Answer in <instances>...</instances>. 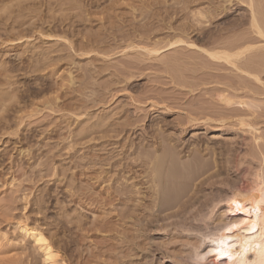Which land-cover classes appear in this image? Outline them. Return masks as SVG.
I'll list each match as a JSON object with an SVG mask.
<instances>
[{"label":"rangeland","instance_id":"rangeland-1","mask_svg":"<svg viewBox=\"0 0 264 264\" xmlns=\"http://www.w3.org/2000/svg\"><path fill=\"white\" fill-rule=\"evenodd\" d=\"M262 2L0 0V100L7 104L0 112V264H42L40 254L14 229L20 221L42 226L66 264H126L129 253L132 264H143L146 258L152 260L149 264H160L152 247L186 250V233L173 227L167 233L147 234L148 240L143 237L146 246L151 242L143 253L137 248L132 252L125 243L132 235L140 242L144 233L117 216L128 214V204L119 202L127 195L125 167L145 138L146 143L160 139L177 143L181 151L213 154L217 162L228 154L246 157L253 167L262 168L263 177L264 67L256 66L258 74L245 68L258 76V83L240 66L249 56L264 57V40L248 25L250 10L257 7L261 11L256 13L263 15L258 21L264 23ZM197 19L201 24L196 25ZM236 37H243L238 40L241 47H252L235 62L242 72L187 46L221 50V43L225 46ZM175 41L184 43L167 46ZM260 46L263 50L257 49ZM152 48L160 52L149 54ZM224 94L233 99L231 104L220 103ZM253 134L260 135L258 143ZM137 152L139 159L146 150L138 152L141 156ZM221 172L224 175L223 167ZM239 178L233 168L230 183ZM222 189L211 186L207 193L218 195ZM193 222L183 225L205 229Z\"/></svg>","mask_w":264,"mask_h":264},{"label":"bare ground","instance_id":"bare-ground-1","mask_svg":"<svg viewBox=\"0 0 264 264\" xmlns=\"http://www.w3.org/2000/svg\"><path fill=\"white\" fill-rule=\"evenodd\" d=\"M248 1L252 2V0H248ZM21 3H22V1H21ZM262 3H264V2H262ZM16 4H17V2H16ZM249 4H250V2H249ZM36 6H37V4H36ZM248 7L250 8L251 6L249 5ZM254 7L255 6H253L252 8H254ZM7 9H8V7H7ZM35 9H37V8H35ZM23 10H24V8H23ZM258 10H260V9H258V7H257L256 11H258ZM25 11H27V10H25ZM34 11H32V12L34 13ZM256 11H254L253 9L250 10V14H249L250 20L248 18V20H249L248 25L252 29V33L254 32L257 35L256 38L260 37L261 39L264 40V25H263L264 23L262 20L263 24L261 25V23L258 21V19L263 15H261L259 17V14H257ZM17 12H21V11H17ZM263 12H264V9H263ZM4 13H5V11H4ZM11 13H13V12H11ZM23 14H24V11H23ZM199 14H197V15H199ZM200 15L199 16L201 19L205 17L202 14H200ZM14 16H16V15H14ZM257 16L259 18H257ZM21 18L22 17L19 18L17 16L16 19L20 20ZM29 18H30V16H29ZM7 19H8V16H7L6 20ZM201 19H200V22H201ZM218 19H220V17ZM0 20H2V19H0ZM51 20H54V19H51ZM197 20H198V23L196 22L197 23L196 25L201 24L199 22V19H197ZM33 21H35V20H33ZM17 22H18V20H17ZM26 23H28V22H26ZM26 26H27V24H26ZM239 30H240V28H239ZM246 33H248V32H246ZM210 35H208V37ZM214 36H212V37L214 38ZM21 37L18 36L19 39H22L24 36L22 38ZM218 38H220V37H218ZM246 38H247V36L245 37V39ZM23 39H25V38H23ZM233 39H231V40L233 41ZM241 39H243V37ZM241 39L237 38V39H235L237 41L230 42V44H227L225 46L222 45L221 42H218L219 44L215 43V44H218V46L221 43V46H223V47L219 46L220 48H222L221 50H215V49L213 50V46H212V48L211 47H209V48L212 49L213 51L212 50L209 51L208 50L209 48L208 49H206V48L202 49V47L198 48V46H195L193 43H189V44L187 43V46H190L191 48L196 47V49H200L201 52L203 54H205L207 56V58H210L211 61H213V60L214 61H221V62H224L228 65L230 64V66L232 65V66H234V68L236 67V69L239 70L238 67L236 66L237 64L235 62H237L238 59H242V57L247 52H249L250 50L252 51V47L246 46L248 41L245 45L246 47H241L242 42L238 41ZM247 40H248V38H247ZM213 41H214V39H213ZM177 43H184V41H175L174 43H170L167 46L173 47ZM215 44H214V46H215ZM220 48H218V49H220ZM260 48H262V47L260 46L257 49H260ZM262 50H263V48H262ZM148 52H149V54H152V55L155 54L156 55V53H159L160 51H159V49H153L152 48ZM18 57H20V56H18ZM48 60H49V58H48ZM48 62H50V61H48ZM33 66H35V65H33ZM33 66H32V68H33ZM240 66L243 67L244 70H245V68L248 70L250 68L254 70V69H256V66H258V68L259 67L261 68V66L264 67V57L260 58L259 55H254V56L252 55L251 57L249 56V58L245 59V63H243V64L240 63ZM241 70L244 71L242 68H241ZM241 70H239V71L242 72ZM248 70H245V72L246 71L249 72ZM254 71L257 72L256 74H258L261 70H257V71L254 70ZM31 72H34V71H31ZM247 72H246V75L252 76L253 79L255 81H258V83H259L260 80L256 74L250 75ZM72 80H73L72 76L70 78H68V84L69 85L73 84ZM42 84L43 83L41 81V87L44 86V84L43 85ZM78 87H80V86H78ZM252 89H253V87H252ZM255 91H254V93H255ZM245 94H248V93H245ZM22 95L25 96L24 93ZM221 96L222 95L217 96L218 97L217 100H219V98ZM17 97H18V95H17ZM227 97H228V95H227ZM221 98L220 99L222 101L220 100V103L223 102L226 105H228V104H231L230 103L231 100L233 102V99L231 98V100H229L230 98L229 97L226 98L225 94ZM54 99L56 100L57 97H55ZM3 101L4 100H0V112H1V110H4V107L7 106V104H6V106L3 104ZM17 102H18V100H17ZM46 102L48 103L49 101H46ZM225 104H222V105L224 106ZM234 104L235 103H233V105ZM232 107H234V106H232ZM241 107H239V108H241ZM229 108H230V106H229ZM235 109H236V107H235ZM78 110H82V109L80 108ZM81 112H83V111H81ZM78 116L80 117V115H78ZM82 116H84V115H82ZM251 118H253V117H251ZM251 124H249V125H251ZM82 126H84V124ZM85 128H86V126H85ZM93 128H94V126H93ZM249 129H251L252 131L257 133L256 132L257 130H255L253 128H249ZM83 130H84V135H85V129H83ZM79 132L77 135H79ZM161 133H162V131H161ZM200 133L202 134V131ZM159 135H164V134H158V136ZM165 135H167V134L165 133ZM256 136L254 139H255L256 143H258V141H260V135H259V137L258 136L256 137ZM80 137H82V136L80 135ZM156 137H157V135H156ZM159 137L163 138L162 136H159ZM85 138H86V136H85ZM78 139H80V138H78ZM145 139H144V142H145ZM166 139H167V137H166ZM153 140H155V138ZM172 141L174 142V139ZM144 142L142 144H139L140 146L138 147V149L141 148L142 152L144 150H146V152L149 151V153L151 152L152 156L150 157L149 156L150 154L147 155L146 152H145L146 155H145V153H144V155L147 157H145L143 154H139L138 152H140L141 149L138 152L136 150H132L131 156H130L132 159L128 158L132 161V163L126 164V167L124 166L127 170L126 174H125L126 179H125V184H124V187H125L124 191L125 192L127 191V195H126V198H124L125 199L124 201L119 200V202L124 203L125 205L126 204L129 205V206L126 205L128 208V210H127L128 214L126 216L123 214L121 215L119 213L117 217L120 218L119 219L120 221H122L123 219H125V221L127 220V222L135 228L137 226V228H138V229L136 228L137 230H140L142 228V232L141 231L140 232L141 233L144 232L142 234L143 236L141 235V238H140L138 236L139 231L136 232L137 230L136 231L133 230L135 232V234L138 233L137 240L140 238V242H138L139 240L136 241V238L134 237L135 235H132L129 240L127 237L128 241L125 243L127 244L128 249L132 250V252H133L135 250V248H137L138 250L140 249L139 253H143L147 249L146 247L148 246V244L151 243V242L147 241L148 243L146 246L145 245L146 242H144V240L141 241V239L143 237H145L147 234H149L151 232H154L156 234V233L161 232V231L162 232L166 231L165 233H167V231H169L168 228L173 227V228H176L175 229L176 232H177V228H178V231L180 229V231L178 233H186L187 241L184 242V238L186 239V237H184L182 239L183 240L182 244L184 242L183 247L184 248L187 247V249L182 250L180 252L178 251L179 253H177V252H175L176 250L170 251L168 248H164L166 245L163 247L164 250H162V249L160 250V248L158 249V248L151 246L152 252L154 254H157L160 256V259H159L160 264L164 263V262L169 263V264H264V178H263L264 176L262 177V175H263L262 168L260 166L259 167H253L252 164L250 163L251 161H247V160H245L246 157H241V156H238L237 154H236L237 156H233L232 154H228L224 157V159L222 161L217 162L214 159V157L212 156L213 154L212 155L208 154L209 156H203L201 154V151H198V150L188 151V150L184 149L186 151H184V150L181 151V149H179V146L176 145L177 143L171 144L170 142H167L164 140L161 141L160 139L158 141L155 140L153 142L150 141L148 143H146V142L144 143ZM224 143H225V141H224ZM180 148H181V146H180ZM210 149H211V147H210ZM135 151L140 156L143 155L145 157V159L143 158V156H142L143 159L141 157H140L141 159L140 158L136 159L135 158V154H136ZM206 151H208V150H206ZM139 155H136V156L139 157ZM165 163H166V166H165ZM108 166H109V164H108ZM120 167H121V165H120ZM222 167L225 171L224 175H223V172H221ZM125 168H124V170H125ZM233 168L235 169L236 173L238 172V174L240 175V178L236 181L232 180L234 182L230 183L229 176L231 175V170H233ZM223 176H225V177H223ZM215 185L222 186L223 193H220L218 195H211V194L207 193V190L211 186H215ZM234 201H235V203H233ZM134 203H137V206L134 205ZM118 204L120 205V203H118ZM236 204H239L241 207L238 209L236 207ZM122 206H124V205L122 204ZM127 208H125V209H127ZM133 211H136V212L134 213ZM133 213L137 214V215H134ZM125 214H126V212H125ZM189 220L203 224L205 229H202V227H201V229H192L193 228L192 225H191L192 228L188 227V226H187L188 227L187 228L183 224ZM123 222H124V220H123ZM129 224H127V225H129ZM210 224H214V227L212 225V228H211L209 226ZM236 225H238V227H234ZM144 226H145V228L146 227L147 228L145 229ZM184 227H186V228H184ZM173 228H171V229H173ZM14 229L19 234L20 239H22L23 241H28L32 244V246H31L32 249L31 248L30 249L32 251L36 252L37 254H40V256L42 258V264H66L65 263L66 261L64 262L63 258L59 257L58 251L51 244V241H49L46 238L42 226H39V225L29 226V225L25 224V222L23 223L20 221V222L16 223V226ZM229 229H231V231H229ZM126 231H129V233H130V231L132 232V230H126ZM171 232H168V233H171ZM173 232H175V231L173 230ZM173 234H175V233H173ZM5 235L6 234H4L3 237ZM173 236L174 235H172V237ZM41 237H43V239L45 241H47V243H43L41 241ZM147 237H149V236H147ZM179 237H180V234L177 238H179ZM175 238L176 237H174V239ZM122 239L124 241L125 238H122ZM145 239H147V238L145 237ZM172 239L173 238H171V241H172ZM178 242L180 243V240ZM11 243H12V240H11ZM144 245L146 246V247H144V248H146L145 250L143 248ZM180 245H181V243H180ZM149 246H150V244H149ZM148 249H149V247H148ZM147 252H150V251L148 250ZM127 253H129V252H127ZM139 253L135 252V254H138V255H139ZM154 254H152V255L154 256ZM128 255H127V259H129V261L125 262V263L126 264L134 263V260H132V256H131V258H128L129 257ZM142 255L143 254H141V257H143ZM121 256H122V254H121ZM117 257L119 258V256H117ZM134 257H135V255H134ZM137 257L139 258V256H137ZM114 258H115V256H114ZM124 259H126V258H124ZM141 259L139 261L140 263H141ZM146 259L148 260V258H146ZM146 259H145V261L143 260L144 262L142 261L143 264L145 262H148V264H149L151 259L149 261H146ZM123 261H125V260H123ZM120 262H121V258H120ZM151 262H152V260H151ZM102 263H103V261H102Z\"/></svg>","mask_w":264,"mask_h":264},{"label":"snow or ice","instance_id":"snow-or-ice-1","mask_svg":"<svg viewBox=\"0 0 264 264\" xmlns=\"http://www.w3.org/2000/svg\"><path fill=\"white\" fill-rule=\"evenodd\" d=\"M233 203H235V201H234ZM236 207L239 209L241 206H240L239 204H236ZM234 227H238V225H236V226H234ZM229 231H231V229H229ZM41 241H42L43 243H47V241H45V240L43 239V237H41Z\"/></svg>","mask_w":264,"mask_h":264}]
</instances>
